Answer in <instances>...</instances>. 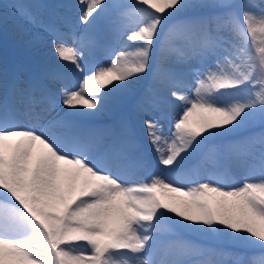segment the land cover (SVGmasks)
Here are the masks:
<instances>
[{"label": "snow or ice", "instance_id": "obj_1", "mask_svg": "<svg viewBox=\"0 0 264 264\" xmlns=\"http://www.w3.org/2000/svg\"><path fill=\"white\" fill-rule=\"evenodd\" d=\"M77 2L75 23L43 0L0 15L69 62L0 68V264H264V0ZM161 89L180 111L154 119ZM133 96L159 174L127 118L111 133L80 119Z\"/></svg>", "mask_w": 264, "mask_h": 264}, {"label": "rangeland", "instance_id": "obj_2", "mask_svg": "<svg viewBox=\"0 0 264 264\" xmlns=\"http://www.w3.org/2000/svg\"><path fill=\"white\" fill-rule=\"evenodd\" d=\"M10 2L11 0H0V15H2L3 12L6 11V5L9 4ZM43 2L50 5H55V4L65 5L66 7H62L59 11L62 13L63 16L67 17L72 22L73 20L71 19L72 18L71 15L73 13L80 14L78 9L80 7H86L79 5L77 0L74 1L73 0H43ZM106 2L112 3L113 0H106ZM122 2L130 3L131 0H122ZM72 5H75V7H72ZM67 10L69 12H67ZM114 14L115 13L113 10H109L107 14L103 15L100 19L96 21V30L98 33H102L105 31L110 20L113 18ZM78 31L79 28H77V32ZM68 45L73 47L75 46L72 44L71 40H68ZM10 47H13L15 49L17 48L20 49L19 51H21L24 55H21L20 53L13 51ZM49 47L52 48V45L49 43L47 34L39 29L32 28L31 26L25 25L23 23L21 24L15 23V27L13 31H11L6 27L5 24L0 23V68L7 67L9 71H12L14 69H20L22 72H39L40 70L46 67H55L59 65L57 61L56 62L53 61L52 59L47 57V55L44 53V50ZM120 50H125L128 52L134 51L133 48L121 49L119 46H117L116 51H120ZM22 57L26 58V60ZM92 60H99L104 65L109 64V60L105 59L103 53L99 51L95 54L94 57L89 58V63H91ZM150 76L151 73L149 72V75L142 79V81L138 86L137 95H139V92L143 91V89L148 86V84L150 83ZM181 91H185L190 94L189 89H181ZM157 95L160 98L161 103H160L159 111L152 112V116L154 119L160 114L161 111L168 115H172L173 113L180 111V102L172 99L170 97V93L167 90L165 92L164 89H161L160 91H158ZM135 99L136 97L133 96L128 100L124 101L122 104L116 106L112 111L97 114L99 116V120L96 122V124L89 121V119L92 120L90 116H86V118L81 117L80 119L85 124L94 126L101 133H111L118 130L119 122L121 121L122 118H127L132 132L135 134V137H138L136 139L138 141L140 151L145 154L146 159H148L149 161V165H150L149 171L159 174L163 170L164 166L158 164V159L156 157V152H155L156 150L154 146L149 142L148 137L143 129V125H142L143 114L135 111L134 108ZM160 124L163 129L164 140H167L168 138L170 139L171 136L169 131V122L167 120H161ZM242 134H246V133H242ZM236 138H237L236 136H225L220 139V142L223 143V142H227L228 140H232ZM198 159H200V157L189 160L188 161L189 165L195 164ZM154 160L157 162L155 165H153L152 163ZM240 169L242 174H244V170L242 168H239L238 171H237V167L233 168L237 180H241L243 178L242 176H240L241 174L239 175ZM206 175H207L206 172L201 171V179L199 182H204V178H206ZM139 178L150 179L147 176V173L140 174ZM186 186L191 187L193 185L187 184ZM185 238L202 242L199 240V237L195 233H185Z\"/></svg>", "mask_w": 264, "mask_h": 264}, {"label": "bare ground", "instance_id": "obj_3", "mask_svg": "<svg viewBox=\"0 0 264 264\" xmlns=\"http://www.w3.org/2000/svg\"><path fill=\"white\" fill-rule=\"evenodd\" d=\"M74 1V0H73ZM76 2V1H75ZM72 4H73V2H72ZM67 12H69L68 10H67ZM4 13V12H3ZM72 20H73V23H75L76 21H77V18H78V16H79V14H76V13H73L72 15ZM6 27L9 29V30H11V31H13V29H14V27H15V23H13V20H11V19H9L8 20V22H7V24H6ZM79 28V31L82 29V26H79L78 27ZM78 31V32H79ZM48 47V46H47ZM44 53L47 55V57H49L50 59H52L53 61H57V63L58 64H64V65H68V62L67 61H60L56 56H55V54L53 53V50H52V48H46L45 50H44ZM98 55V54H97ZM102 55V54H101ZM165 92H166V90H165ZM174 102V101H173ZM168 104V103H167ZM166 104V105H167ZM169 105V104H168ZM174 114V113H173ZM86 118V117H85ZM90 118H92V120L91 119H89V121L90 122H92V123H94V124H96V122L99 120V116L98 115H93V116H90ZM118 124V123H117ZM99 126V125H98ZM106 126V125H105ZM134 126V125H133ZM99 128V127H98ZM107 131V130H106ZM141 133V132H140ZM136 138H138V137H136ZM170 140H171V138L169 139H167V140H162L161 141V143H160V145H159V147L162 149V150H164L165 152H166V150H167V143L165 142V141H167V142H170ZM152 149V148H151ZM156 152V151H155ZM156 157H157V152H156ZM156 159V158H155ZM158 159V158H157ZM155 161V160H154ZM150 166V165H149ZM152 168V167H151ZM154 169V168H153ZM236 170V169H235ZM239 170V168L237 167V171ZM237 174V173H236ZM241 174V175H240ZM239 175L240 176H244L245 175V173L244 174H242V172H241V169H240V171H239ZM242 180V179H241ZM186 186V185H185ZM187 187V186H186Z\"/></svg>", "mask_w": 264, "mask_h": 264}]
</instances>
